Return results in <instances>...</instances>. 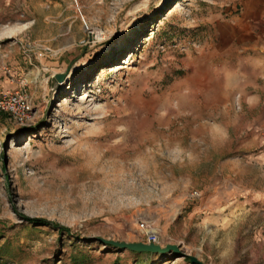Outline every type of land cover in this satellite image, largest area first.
Returning a JSON list of instances; mask_svg holds the SVG:
<instances>
[{"label":"rangeland","instance_id":"obj_1","mask_svg":"<svg viewBox=\"0 0 264 264\" xmlns=\"http://www.w3.org/2000/svg\"><path fill=\"white\" fill-rule=\"evenodd\" d=\"M252 56L264 0H0V85L33 106L0 113V264H264ZM147 233L180 251L103 242Z\"/></svg>","mask_w":264,"mask_h":264},{"label":"built area","instance_id":"obj_2","mask_svg":"<svg viewBox=\"0 0 264 264\" xmlns=\"http://www.w3.org/2000/svg\"><path fill=\"white\" fill-rule=\"evenodd\" d=\"M31 98L23 91L10 90L0 85V113L9 115L16 123L23 124L32 113ZM140 227L146 228V224L141 222ZM149 242L156 243L157 237L152 233H147Z\"/></svg>","mask_w":264,"mask_h":264},{"label":"water","instance_id":"obj_3","mask_svg":"<svg viewBox=\"0 0 264 264\" xmlns=\"http://www.w3.org/2000/svg\"><path fill=\"white\" fill-rule=\"evenodd\" d=\"M64 78V75H56V81H61ZM104 243L110 246H114L120 250H129L138 253H154V254H168L170 252H179V247L176 245H156L154 243H125V242H118V241H106L103 240ZM190 260L192 264H204L196 257L190 256Z\"/></svg>","mask_w":264,"mask_h":264},{"label":"crops","instance_id":"obj_4","mask_svg":"<svg viewBox=\"0 0 264 264\" xmlns=\"http://www.w3.org/2000/svg\"><path fill=\"white\" fill-rule=\"evenodd\" d=\"M231 62L229 61H224L221 62V65L223 66H227L229 65V67H231ZM234 69H239L241 72L245 73V74H251L253 76H255V80H253V78H251L252 81L250 82H244L240 87L244 90H246L249 87H260L257 80L260 77H264V56H260V57H255L252 56L250 57V59H246V57H242L241 58V63L237 64V65H233ZM249 84V85H248ZM258 84V85H257Z\"/></svg>","mask_w":264,"mask_h":264},{"label":"trees","instance_id":"obj_5","mask_svg":"<svg viewBox=\"0 0 264 264\" xmlns=\"http://www.w3.org/2000/svg\"><path fill=\"white\" fill-rule=\"evenodd\" d=\"M29 220L32 224H35V225H53L52 223H49L45 220H40V219H29ZM54 226H56L58 229H63L62 227L57 226L55 224H54ZM63 230H65V229H63Z\"/></svg>","mask_w":264,"mask_h":264}]
</instances>
